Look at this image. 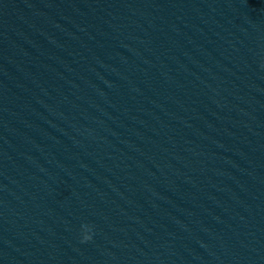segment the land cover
I'll list each match as a JSON object with an SVG mask.
<instances>
[{
    "label": "clouds",
    "instance_id": "1",
    "mask_svg": "<svg viewBox=\"0 0 264 264\" xmlns=\"http://www.w3.org/2000/svg\"><path fill=\"white\" fill-rule=\"evenodd\" d=\"M90 238H91L90 236L86 235V236L84 237V240L86 241V240H88V239H90Z\"/></svg>",
    "mask_w": 264,
    "mask_h": 264
}]
</instances>
